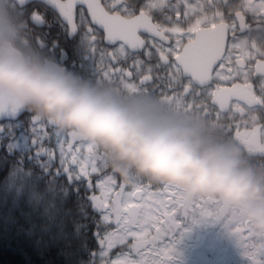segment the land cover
Wrapping results in <instances>:
<instances>
[{
    "label": "snow or ice",
    "instance_id": "6c2138e0",
    "mask_svg": "<svg viewBox=\"0 0 264 264\" xmlns=\"http://www.w3.org/2000/svg\"><path fill=\"white\" fill-rule=\"evenodd\" d=\"M14 3L33 44L57 62L67 66L78 58L82 73L93 79L202 113L264 158V0ZM98 64L104 65L100 71ZM24 111L0 97V136L30 135L32 156L45 171L84 186L96 216L88 264H171L187 221L215 222L209 207L182 203L167 185L121 180L98 147L70 131L35 115L25 130L19 120ZM225 219L250 264H264V234Z\"/></svg>",
    "mask_w": 264,
    "mask_h": 264
},
{
    "label": "clouds",
    "instance_id": "9594fccd",
    "mask_svg": "<svg viewBox=\"0 0 264 264\" xmlns=\"http://www.w3.org/2000/svg\"><path fill=\"white\" fill-rule=\"evenodd\" d=\"M0 94L95 145L121 180L218 201L264 234V169L206 122L157 96L99 87L29 56L0 29Z\"/></svg>",
    "mask_w": 264,
    "mask_h": 264
},
{
    "label": "trees",
    "instance_id": "16d2710c",
    "mask_svg": "<svg viewBox=\"0 0 264 264\" xmlns=\"http://www.w3.org/2000/svg\"><path fill=\"white\" fill-rule=\"evenodd\" d=\"M70 59L67 72L96 86L119 90L99 77L83 74L80 60ZM103 67L98 64L97 71ZM195 114L204 121L202 113ZM32 115L25 110L19 117L25 130ZM251 164L264 169V163ZM95 219L84 186L45 171L32 156L30 135L11 141L0 136V264H88L89 252L96 247Z\"/></svg>",
    "mask_w": 264,
    "mask_h": 264
},
{
    "label": "rangeland",
    "instance_id": "374dc122",
    "mask_svg": "<svg viewBox=\"0 0 264 264\" xmlns=\"http://www.w3.org/2000/svg\"><path fill=\"white\" fill-rule=\"evenodd\" d=\"M15 144L18 145V143ZM174 190L179 194L182 203L187 204L195 201L209 207L215 222L193 223L191 220L187 221L186 231L191 233L190 239L186 241L181 234L176 236L171 264H250L237 246L233 230L226 226L225 218L246 221L235 212L225 211L218 201L201 198L185 200L182 193Z\"/></svg>",
    "mask_w": 264,
    "mask_h": 264
},
{
    "label": "flooded vegetation",
    "instance_id": "af4514ba",
    "mask_svg": "<svg viewBox=\"0 0 264 264\" xmlns=\"http://www.w3.org/2000/svg\"><path fill=\"white\" fill-rule=\"evenodd\" d=\"M249 23H252L250 18L246 17ZM255 26V25H253ZM0 29L7 32L8 37L14 42L17 48L27 53L29 56L35 57L37 59L43 60L45 62L51 63L53 65L59 66L66 70V65L63 63L57 62V60L41 51L35 44H33L30 39V32L26 31V25L24 20L20 18L16 9L14 0H0ZM71 59L68 60V62ZM256 80L253 77L250 82L253 83L254 88H258V82H254ZM240 82V81H238ZM27 110L25 107H23ZM189 116L196 118L197 120H202L201 116H197L194 111H187ZM203 115V114H202ZM204 117V116H203ZM204 121H207V124L213 128L218 136V138L222 140H227L232 144L236 145L240 151L243 153L244 157L250 163H264V158H259L256 155L252 154L245 147H242L240 143H238L233 137L229 136L225 129L218 124L216 121L212 119H207L204 117Z\"/></svg>",
    "mask_w": 264,
    "mask_h": 264
},
{
    "label": "water",
    "instance_id": "95a60500",
    "mask_svg": "<svg viewBox=\"0 0 264 264\" xmlns=\"http://www.w3.org/2000/svg\"><path fill=\"white\" fill-rule=\"evenodd\" d=\"M0 97L6 98V99H11V100H13L15 103H17L18 105H20L18 101H16L14 98H12V97H10V96H6V95H4V94H0ZM20 106H22V105H20ZM22 107H23V106H22ZM182 235H183L184 239H185L186 241H188V240L190 239L189 236L191 235V233H190L189 231H184Z\"/></svg>",
    "mask_w": 264,
    "mask_h": 264
}]
</instances>
